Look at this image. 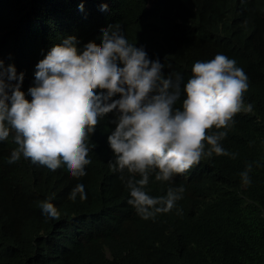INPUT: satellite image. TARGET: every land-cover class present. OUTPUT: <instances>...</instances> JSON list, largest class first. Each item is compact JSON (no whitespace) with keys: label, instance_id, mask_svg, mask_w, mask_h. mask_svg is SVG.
<instances>
[{"label":"trees","instance_id":"obj_1","mask_svg":"<svg viewBox=\"0 0 264 264\" xmlns=\"http://www.w3.org/2000/svg\"><path fill=\"white\" fill-rule=\"evenodd\" d=\"M116 23L185 81L196 60L218 52L236 60L253 104L221 141L236 155L203 156L170 181L150 177L153 196L181 184L185 191L172 210L144 219L108 165L111 114L91 134V163L79 178L23 156L8 163L17 147L10 135L0 142V264H264V0H0V60L24 72L27 93L52 45L74 35L79 46L99 47L98 32ZM249 163L245 185L240 173ZM78 182L87 198L71 200ZM45 200L54 221L39 214Z\"/></svg>","mask_w":264,"mask_h":264},{"label":"clouds","instance_id":"obj_2","mask_svg":"<svg viewBox=\"0 0 264 264\" xmlns=\"http://www.w3.org/2000/svg\"><path fill=\"white\" fill-rule=\"evenodd\" d=\"M97 39L99 47L79 46L74 35L52 45L35 64L27 93L24 72L0 60V142L11 135L17 145L7 162L23 156L49 173L63 169L83 177L91 163L90 136L111 114L115 127L107 137L113 153L108 165L120 173L128 204L144 219L169 212L184 186L153 196L147 189L150 177L170 181L213 153L235 157L221 141L237 113L253 110L244 99L247 74L234 58L218 52L196 60L185 81L179 72H165V64L150 58L144 46L129 42L119 23L108 24ZM251 168L249 163L240 173L245 185L251 183ZM77 194L87 198L79 182L68 198ZM38 211L42 220L57 219L47 200Z\"/></svg>","mask_w":264,"mask_h":264}]
</instances>
